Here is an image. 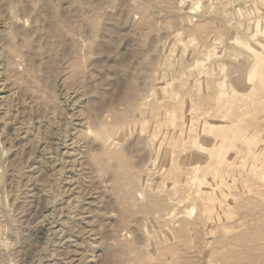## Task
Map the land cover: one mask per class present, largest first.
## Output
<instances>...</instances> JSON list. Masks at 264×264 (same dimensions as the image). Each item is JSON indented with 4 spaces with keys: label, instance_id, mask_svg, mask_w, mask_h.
Returning <instances> with one entry per match:
<instances>
[{
    "label": "rangeland",
    "instance_id": "1",
    "mask_svg": "<svg viewBox=\"0 0 264 264\" xmlns=\"http://www.w3.org/2000/svg\"><path fill=\"white\" fill-rule=\"evenodd\" d=\"M0 36V264H264V0H0Z\"/></svg>",
    "mask_w": 264,
    "mask_h": 264
},
{
    "label": "bare ground",
    "instance_id": "2",
    "mask_svg": "<svg viewBox=\"0 0 264 264\" xmlns=\"http://www.w3.org/2000/svg\"><path fill=\"white\" fill-rule=\"evenodd\" d=\"M46 1H49V0H46ZM48 3V2H47ZM46 3V4H47ZM49 4V3H48ZM52 4V3H51ZM54 5V4H53ZM54 8V6L52 7V9ZM48 9V8H47ZM51 10V8H49V11ZM51 12V11H50ZM56 13V12H55ZM53 15H54V12L52 13ZM50 15H51V13H50ZM54 17H55V15H54ZM53 17V18H54ZM52 18V17H51ZM53 20V19H52ZM54 21V20H53ZM52 24H53V22H52ZM51 24V25H52ZM57 24V25H56ZM8 25H10V24H8ZM7 25V26H8ZM54 25H56V26H58V23H54ZM53 25V27H55ZM62 25H63V23H62ZM61 24H60V27H61V29H62V27H64V26H62ZM10 27H12L11 25H10ZM10 27H8L9 29H10ZM53 27L51 28L52 30H54L53 29ZM59 27V26H58ZM58 27H56V28H58ZM59 27V28H60ZM50 29V30H51ZM11 30H13V28L11 29ZM10 30V31H11ZM48 30V29H47ZM50 31V35H51V32H52V34H53V31ZM59 29H56V31H58ZM3 31H5L4 33H6V31L8 32V30H3ZM14 31V30H13ZM62 31V30H61ZM60 30H59V32H61ZM2 32V31H1ZM54 32H55V30H54ZM58 32V33H59ZM15 33V32H14ZM7 35H9V34H7ZM11 38H12V36H13V33H12V31H11V33H10V35H9ZM1 37V36H0ZM6 37V36H5ZM3 38V37H2ZM13 41V40H12ZM12 41H9V42H11L12 43ZM25 41H26V39H25ZM2 42H3V40H2ZM8 42V40L6 41V43ZM16 42V41H15ZM24 43V42H23ZM12 44H14V43H12ZM50 44V43H49ZM7 45H9L8 43H7ZM17 45V44H16ZM16 45H14V47L13 48H15V47H17ZM19 45V44H18ZM30 45H31V43H30ZM30 45H28L29 47L28 48H30L31 46ZM51 45V44H50ZM2 46V45H1ZM6 46V45H5ZM12 45H10V46H7V47H11ZM21 46V45H20ZM20 46H19V48H20ZM25 46H26V44H25ZM47 46V45H46ZM49 46V45H48ZM22 47L23 46H21V48L19 49V51L22 49ZM50 47H52V46H50ZM50 47H48V48H50ZM34 48V47H33ZM32 48V49H33ZM31 49V48H30ZM31 49V50H32ZM3 50V49H2ZM7 51L9 50V49H6ZM5 49H4V51H6ZM16 50V48L15 49H13V51H9V54L11 55V53L13 52V54L16 56L17 55V53L18 52H16L15 51ZM17 50H18V47H17ZM34 50V49H33ZM22 51V50H21ZM0 52H1V50H0ZM3 53V52H2ZM1 53V54H2ZM29 53H31V52H29ZM76 53V52H75ZM20 54H21V52H20ZM33 54H34V52H33ZM73 54H74V52H73ZM22 55H24V54H22ZM28 55V54H27ZM75 55V54H74ZM5 56V55H4ZM18 56V55H17ZM21 56V55H20ZM30 57H32L31 55H29ZM25 57H26V54H25ZM13 58V57H12ZM16 58V57H15ZM75 58V57H74ZM74 58H72V59H74ZM3 58H1V60H2ZM14 59V58H13ZM32 59V58H31ZM76 59H78V58H76ZM46 60H48V59H46ZM78 61V60H77ZM46 62V61H45ZM44 62V63H45ZM49 62V61H48ZM48 62H46L47 63V65H48ZM73 63V62H72ZM75 63V62H74ZM46 65V64H45ZM44 65V66H45ZM75 65V64H74ZM73 66V65H72ZM35 66H32V68H34ZM47 67V66H46ZM49 68H50V66H49ZM48 68V69H49ZM73 69L75 68V66H73L72 67ZM31 69V68H30ZM30 69H29V74H31L32 73V71L30 72ZM78 69V68H77ZM6 70V69H5ZM51 69H49L48 71H47V68H46V70L45 71H47L48 73H49V71H50ZM75 70V69H74ZM26 71V70H25ZM35 71V70H34ZM33 71V72H34ZM52 71V70H51ZM48 73H46V74H48ZM51 73V72H50ZM3 74V73H2ZM28 74V75H29ZM33 74V73H32ZM31 74V75H32ZM31 75H29L30 76V78H31ZM1 77V76H0ZM33 78V77H32ZM7 79H9V77L7 78ZM234 79H235V81L239 84V85H244L245 84V82H246V70L245 69H239V71H238V73L235 75V77H234ZM16 83H18V82H16ZM4 86V85H3ZM1 90V89H0ZM8 94V93H7ZM10 94V93H9ZM67 94V93H66ZM77 94V93H76ZM14 94H12V96H13ZM66 96V95H65ZM54 97H56V95L54 96ZM71 97V96H70ZM15 98V97H14ZM76 98V97H75ZM10 99V98H9ZM52 99V98H51ZM78 99V98H77ZM142 99V98H141ZM138 100V99H137ZM140 100V99H139ZM5 101H6V99H5ZM8 101V100H7ZM11 101V100H10ZM65 101V100H64ZM17 102V101H16ZM47 102H49V100H47L46 101V103ZM76 102V101H75ZM100 102V101H99ZM142 102V101H141ZM24 103V102H23ZM15 104V103H14ZM22 105V104H21ZM32 105V104H31ZM76 105V104H75ZM77 106V105H76ZM7 107V106H6ZM5 107V108H6ZM9 107V106H8ZM73 107V106H72ZM90 108H92V106L90 105ZM8 109V108H7ZM96 108L94 107L93 108V111L95 110ZM99 109H100V106H99ZM17 110V109H16ZM23 110V109H22ZM27 110V109H26ZM98 110V109H97ZM101 110V109H100ZM100 110H98V111H100ZM31 111H32V109H31ZM37 111V110H36ZM96 111V110H95ZM94 111V112H95ZM18 112H20V111H18ZM23 112V111H22ZM25 112V111H24ZM4 113V112H3ZM2 113V114H3ZM6 113V112H5ZM31 113V112H30ZM34 114V113H33ZM70 114V113H69ZM97 115H98V113H96ZM96 114H94V115H96ZM112 114V116H113V113H111ZM4 115V114H3ZM7 115V114H6ZM16 115H17V113H16ZM23 115V114H22ZM26 116V115H25ZM108 116H110V115H108ZM8 117V116H7ZM31 117H33V116H31ZM43 117V116H42ZM82 117V116H81ZM95 117H98V116H95ZM44 118V117H43ZM117 118L119 119V122L120 123H117V125H112V126H108L107 127V131L105 132V135H104V137H105V141H107V142H109V140H110V138H113V139H117V138H120L121 137V135L123 134V133H125V132H127L128 130H129V125H128V123L126 122L127 121V115H124V114H117ZM48 119V118H47ZM70 119V118H69ZM92 119H93V117H92ZM8 120V119H7ZM23 120V119H22ZM44 120V119H43ZM83 120V119H82ZM96 120H97V118H96ZM95 120V121H96ZM11 121V120H10ZM47 121V120H46ZM50 121V120H49ZM65 122V121H64ZM93 122V121H92ZM143 124H144V121H141ZM38 123V122H37ZM49 122H47V124H48ZM53 123V122H52ZM22 124V123H21ZM41 124V123H40ZM47 124H45V126L47 125ZM64 124V123H63ZM90 124V123H89ZM99 124H102L103 126H105L106 125V123L105 122H100ZM38 125V124H37ZM81 125V124H80ZM94 125V124H93ZM97 125H98V123H97ZM96 125V126H97ZM18 126V125H17ZM39 127V126H38ZM59 127V126H58ZM66 127V126H65ZM95 127V126H94ZM32 128H34L33 126H32ZM44 128V127H43ZM51 128V127H50ZM27 129V128H26ZM46 129V128H45ZM49 129V128H48ZM82 129V128H81ZM16 130V129H15ZM38 130H39V128H38ZM59 130V129H58ZM74 130V129H73ZM78 130V129H77ZM21 131V130H20ZM27 131V130H26ZM37 131V130H36ZM14 132H16V131H14ZM39 132V131H38ZM69 132V131H68ZM78 133V132H77ZM16 134V133H15ZM38 134V133H37ZM44 134V133H43ZM61 134V133H60ZM86 134V133H85ZM35 135V134H34ZM55 135V134H54ZM73 135V134H72ZM107 135V136H106ZM83 136V135H82ZM82 136H80V138L82 137ZM97 137V136H96ZM35 138V137H34ZM85 138V137H84ZM30 139V138H29ZM82 139H83V137H82ZM92 139V138H91ZM86 140V139H85ZM29 141V140H28ZM31 141V140H30ZM88 141V140H87ZM90 141V140H89ZM33 142V141H32ZM31 142V143H32ZM40 142V141H39ZM91 142V141H90ZM112 144V143H111ZM110 143H109V146H108V148H110V145H111ZM48 146H50V145H48ZM78 146V145H77ZM87 146V145H86ZM36 147V146H35ZM56 148V147H55ZM86 148V147H85ZM100 148V147H99ZM38 149V148H37ZM48 150V149H47ZM99 150H101V148L99 149ZM109 150V149H108ZM3 151H4V149L2 150V154H3ZM43 151V150H42ZM66 151V150H65ZM86 151V150H85ZM1 152V151H0ZM5 152V151H4ZM76 152V151H75ZM99 152H101V151H99ZM70 153V152H69ZM51 154V153H50ZM49 154V155H50ZM102 154V153H101ZM61 155V154H60ZM76 155V154H75ZM97 155H98V153H97ZM122 153H117V152H105V153H103L101 156H97V157H93L92 158V162H93V164H95V165H97L98 164V166H99V164H100V166L101 167H103L105 170L106 169H111V168H113V164L115 165L116 163V161L114 162L113 161V163H112V165L111 164H109V160L110 159H115V160H117V161H119L120 162V160L122 159ZM3 156V155H2ZM86 157V156H85ZM0 158H1V156H0ZM87 158H88V155H87ZM106 158V159H105ZM107 160H108V162H107ZM45 161V160H44ZM67 161V160H66ZM78 161V160H77ZM87 161H89V159L87 160ZM105 161L107 162V163H105ZM50 162V161H49ZM69 162V161H68ZM74 162V161H73ZM72 162V163H73ZM90 162V161H89ZM88 162V163H89ZM78 163V162H77ZM50 164V163H49ZM69 164V163H68ZM81 164V163H80ZM103 166H102V165ZM89 165V164H88ZM90 166V165H89ZM114 167H117V164H116V166H114ZM120 166H118L117 168H119ZM70 168V167H69ZM83 168V167H82ZM90 168V167H89ZM92 168H93V166H92ZM100 168V167H99ZM102 168V169H103ZM41 169V168H40ZM47 169V168H46ZM49 169V168H48ZM65 169V168H64ZM68 169V168H67ZM101 169V168H100ZM114 169V168H113ZM116 169V168H115ZM52 170V169H51ZM56 170V169H55ZM92 169L90 168V170L89 171H91ZM88 171V172H89ZM108 171V170H107ZM116 171H119V173H120V170H116ZM115 171V172H116ZM42 172V171H41ZM69 172V171H68ZM113 172H114V170H113ZM122 172V171H121ZM53 173V172H52ZM110 173V172H109ZM119 173H115V174H118L117 176H116V179L114 180V178L112 179V180H114L115 182L114 183H117V185L121 182V180H122V177L120 176L121 174H119ZM91 174H92V172H91ZM91 174L89 173L88 175H90V178H91ZM114 174V173H113ZM37 175V174H36ZM54 175V174H53ZM83 175V174H82ZM133 175V174H132ZM111 176H112V174H111ZM114 176V175H113ZM112 176V177H113ZM76 177V176H75ZM74 177V178H75ZM126 177H128V176H126ZM53 178V177H52ZM59 178V177H58ZM88 178V177H87ZM90 178H89V180H90ZM35 179V178H34ZM92 179H94V178H92ZM128 179V178H127ZM74 180V179H73ZM88 180V181H89ZM58 181V180H57ZM69 182V181H68ZM71 182V181H70ZM81 182V181H80ZM83 182V181H82ZM93 183V182H92ZM128 183V182H127ZM132 183V182H131ZM84 184V183H83ZM81 185V184H80ZM129 185V184H128ZM73 186V185H72ZM126 186H127V184H126ZM138 186V185H137ZM65 187V186H64ZM83 187H85V186H83ZM59 188V187H58ZM67 188V187H66ZM74 188V187H73ZM81 188V187H80ZM87 188V187H86ZM118 188V187H117ZM116 187L114 188V186H113V189H117ZM61 189V188H60ZM119 189V188H118ZM120 189H121V187H120ZM132 189V188H131ZM137 189V188H136ZM84 190V189H83ZM60 191V190H59ZM84 192V191H83ZM77 196V195H76ZM73 197V196H72ZM78 197V196H77ZM84 197V196H83ZM122 198V197H121ZM124 198H126V196L124 195L123 196V199ZM70 199V198H69ZM73 199V198H72ZM86 199V198H85ZM126 200V199H125ZM73 202V201H72ZM118 202H119V200H118ZM62 203V202H61ZM89 203V202H88ZM100 203V202H99ZM44 204V203H43ZM63 204V203H62ZM76 204V203H75ZM90 204V203H89ZM47 206V205H46ZM67 207V206H66ZM161 207V206H160ZM83 208V207H82ZM86 208V207H85ZM41 209V208H40ZM39 209V210H40ZM94 209V208H93ZM38 210V209H37ZM86 210V209H85ZM73 211V210H72ZM81 211H82V209H81ZM80 211V212H81ZM50 212V211H49ZM85 212V211H84ZM44 213V212H43ZM95 213V212H94ZM168 213H169V211H168ZM50 214H52V213H50ZM170 214V213H169ZM42 215V214H41ZM67 215V214H66ZM51 216V215H50ZM58 216V215H57ZM80 216V215H79ZM79 216H76L75 215V217H79ZM97 216V215H96ZM164 216H165V214H164ZM164 216L162 217V218H164ZM168 216V215H167ZM169 217V216H168ZM171 218H172V216H170ZM170 217L167 219L166 218V216H165V220L167 219V220H170ZM93 218V217H92ZM96 219V218H95ZM46 221V220H45ZM49 221H51V220H49ZM122 221V220H121ZM173 222V221H172ZM43 223V222H42ZM50 223V222H49ZM64 223V222H63ZM85 223V222H84ZM93 223V222H92ZM171 223V222H170ZM66 224V223H65ZM172 224H174V222L172 223ZM40 226V225H39ZM63 226V225H62ZM35 227V226H34ZM37 227V226H36ZM69 227V226H68ZM79 227V226H78ZM81 227V226H80ZM74 228V227H73ZM83 228V227H82ZM88 228V227H87ZM40 229V228H39ZM90 230V229H89ZM92 230V229H91ZM52 231H54V230H52ZM78 232H80V230H77ZM84 231V230H83ZM82 231V229H81V232H83ZM2 232V231H1ZM44 232V231H43ZM85 232V231H84ZM91 233V232H90ZM1 234V233H0ZM2 234H4V233H2ZM94 234V233H93ZM36 235V234H35ZM70 235V234H69ZM83 235V234H82ZM93 236V235H92ZM97 236V235H96ZM4 237H0V244L1 245H3L4 247H2V246H0V247H2L3 249L5 248V246H7L9 243V241H6L5 240V238L3 239ZM64 240V239H63ZM71 240V239H70ZM73 241V240H72ZM74 243V242H73ZM91 243V242H90ZM15 245V244H14ZM9 248V247H8ZM129 248V247H128ZM21 251V250H20ZM24 251V250H23ZM69 251V250H68ZM71 251V250H70ZM14 252V251H13ZM19 252V251H18ZM73 252V251H72ZM78 252V251H77ZM55 253V252H54ZM86 253V252H85ZM52 256V255H51ZM57 257H58V255H56ZM86 256V255H85ZM13 257H15L14 255H13ZM13 257H12V262H13ZM91 257V256H90ZM83 258H85L84 256H83ZM86 258H87V256H86ZM15 259V258H14ZM43 259V258H42ZM56 259V258H55ZM74 259V258H73ZM82 259V258H81ZM16 260V259H15ZM14 260V261H15ZM70 260V259H69ZM17 261V260H16ZM71 262V261H70ZM69 262V263H70ZM68 263V262H67Z\"/></svg>",
    "mask_w": 264,
    "mask_h": 264
}]
</instances>
